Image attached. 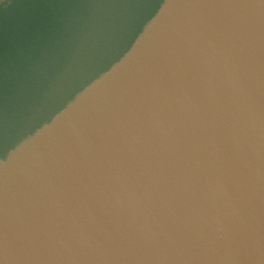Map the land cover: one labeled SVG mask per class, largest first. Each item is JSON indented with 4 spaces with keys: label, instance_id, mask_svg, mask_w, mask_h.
Returning a JSON list of instances; mask_svg holds the SVG:
<instances>
[{
    "label": "clouds",
    "instance_id": "clouds-1",
    "mask_svg": "<svg viewBox=\"0 0 264 264\" xmlns=\"http://www.w3.org/2000/svg\"><path fill=\"white\" fill-rule=\"evenodd\" d=\"M0 41V264H264V0H40Z\"/></svg>",
    "mask_w": 264,
    "mask_h": 264
},
{
    "label": "water",
    "instance_id": "water-1",
    "mask_svg": "<svg viewBox=\"0 0 264 264\" xmlns=\"http://www.w3.org/2000/svg\"><path fill=\"white\" fill-rule=\"evenodd\" d=\"M40 0H0V41L36 23L35 10L29 5Z\"/></svg>",
    "mask_w": 264,
    "mask_h": 264
}]
</instances>
